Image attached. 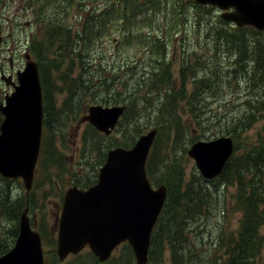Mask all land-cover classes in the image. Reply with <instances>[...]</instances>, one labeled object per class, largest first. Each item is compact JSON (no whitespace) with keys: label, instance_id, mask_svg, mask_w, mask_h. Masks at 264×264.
<instances>
[{"label":"trees","instance_id":"16d2710c","mask_svg":"<svg viewBox=\"0 0 264 264\" xmlns=\"http://www.w3.org/2000/svg\"><path fill=\"white\" fill-rule=\"evenodd\" d=\"M187 1L192 12L185 0H45L40 4L38 9L43 4L51 7L41 18L39 33L32 34L27 44L38 64L43 98L38 165L48 171L53 166L58 172L67 170L58 135L62 139L63 128L91 103L126 105L116 129L125 135L118 141L85 123L78 153L92 171L96 166L86 160L92 152L101 164L106 148L131 146L150 122L173 145L209 139L216 134L213 126L221 128L233 137L234 153L211 180L196 170L186 178L176 158H165L156 167L155 140L146 170L154 183L164 172L167 197L151 233L147 264H161L165 247L171 264H264V136L252 142L245 136L264 113V32L231 25L215 7ZM112 29L114 46L105 52L102 39L111 36ZM176 36L179 46L172 43ZM175 47L176 53L180 48V57L172 74ZM124 49L133 52L124 54ZM223 84L230 87L229 93L221 91ZM235 92L229 104L227 96ZM213 99L223 105L212 106ZM92 182L79 178L74 184L86 187ZM12 183L0 176V219L17 223L13 232L0 228V255L13 245L25 206ZM223 188L233 189L229 209L241 213L238 225L230 231L227 224L220 225L216 232L205 234L194 222L204 214L211 216L210 208L220 204ZM225 210L226 205L223 214ZM38 229L44 238L43 224ZM51 241L54 246L55 240ZM119 248L118 255L104 262L90 251L87 259L90 264H135L130 245L122 243ZM80 258L82 254L73 255L75 263L68 264H86ZM58 262L52 253L46 264Z\"/></svg>","mask_w":264,"mask_h":264},{"label":"water","instance_id":"95a60500","mask_svg":"<svg viewBox=\"0 0 264 264\" xmlns=\"http://www.w3.org/2000/svg\"><path fill=\"white\" fill-rule=\"evenodd\" d=\"M194 1L216 6L228 22L264 31V0ZM24 56L25 64L16 72V80L12 74L0 73L5 85L13 87L0 102V174L7 179L20 177L29 191L39 155L43 111L37 63L28 53ZM124 109L125 105L119 104H91L84 119L109 135ZM156 132L152 128L141 134L130 148H110L94 185L87 189L72 186L65 191L56 237L59 260L88 246L103 262L121 242L128 241L136 264L147 263L151 231L166 198V186L153 188L145 170ZM233 148V138L221 135L195 141L187 155L201 176L212 179L221 173ZM27 210L25 207L21 212L15 243L0 255V264H44L41 238L31 227Z\"/></svg>","mask_w":264,"mask_h":264},{"label":"rangeland","instance_id":"374dc122","mask_svg":"<svg viewBox=\"0 0 264 264\" xmlns=\"http://www.w3.org/2000/svg\"><path fill=\"white\" fill-rule=\"evenodd\" d=\"M44 1L45 0H0V32L2 36V41L0 43V67L3 69L5 74L12 73L14 75L16 70L23 68L25 61V53L30 54L31 57L34 59V56L27 50V44L30 37L33 36L32 34L39 33L42 22L41 18L46 17L44 14L49 12L48 8L51 7L46 4H43V8L41 7L40 9H38L40 4ZM94 2H98V0H94ZM185 2L190 7L189 11L192 12V4L189 3L187 0H185ZM101 4L102 3H100V5ZM214 10L216 13L218 12L217 8H214ZM68 19L71 20V17L69 16ZM162 21H164V18ZM187 29L190 30V27L188 26ZM111 33V36H106L104 39H102V44H104L102 48L105 50V52H107L112 46H114L112 42L113 35L116 34L115 29H112ZM178 39L179 37L176 36L172 41L175 46H179V42H177ZM131 52H133V50H123L124 54H128ZM179 52L180 48H177L176 53L175 47L174 53H171L172 74H175L179 64ZM229 89L230 87L227 84H223V88L221 91L223 93H229ZM11 90L12 88L10 86L5 85L4 82L0 80L1 101L4 100L5 95L10 93ZM236 93L237 92L232 95L228 94L227 102L229 104L233 102V98L236 97ZM222 96L224 98V95ZM212 101V106L217 107L218 105H223V101H219V103L215 102L214 99ZM86 108L83 109L82 112L78 113L75 118H73L72 121L66 127L63 128L64 135L62 139L58 135L57 145L59 146V148L62 149V151L64 150L65 152L64 163L67 167V170H64V173L58 172L57 168H54L53 166L48 171V167L36 164L34 180L31 187V191L29 193L26 192L25 187L23 185V181L21 179H15L14 183H12L14 191L19 193L16 195V197L18 199L20 198L22 203L25 204V206L28 205V218L35 225L43 224L44 226L46 236L43 238L42 246L46 262L47 257L52 253L56 256L58 260L56 249L53 248V245L51 243V238L52 240H55L57 232V217L59 215L58 197L60 196V194H63V192L68 187L73 185L75 180H79V178L82 182H87L89 180L95 181L98 168L101 165L97 162V154L95 151L92 152L90 154V157H88L86 160H91L92 164L96 166V171L90 170L89 166H87V164L83 162L81 155L78 153L80 152V140L82 129L86 123L84 119ZM152 127L153 123H148L142 128L141 133L146 132ZM116 129L113 130L111 137L115 139V141H118L117 139L119 137L121 138V136L123 138L125 133L121 134V132ZM128 129H131V127ZM217 129L218 130H216L214 126L212 127V130L216 131V134L215 136L209 137V139L220 135H226L225 132L221 130V128ZM208 133L211 134V132ZM126 135H129V131H126ZM245 136L247 138V141L249 142L254 141L256 137L264 136V113L259 118V120L248 131L245 132ZM204 137L201 139L208 140ZM109 140L110 138L104 141V143H108ZM169 141L170 140L168 139L166 133L160 130V134H158L156 138L157 156L156 161L154 162L155 166L158 167L162 165L165 158L173 160H175L176 158L178 159V162L183 165L185 177L188 178L194 170L197 171L193 159L187 155V150L192 142H188L186 144L181 143L180 145H173L170 144ZM101 145L104 148L105 144L102 143ZM107 150L108 148H106V151ZM155 174L159 175L160 171L156 170ZM163 182L164 172H162L159 176V184H164ZM232 190V188H227V190L223 188L222 191L219 192L220 204L210 208V210L212 211L211 216H209V213H207L204 214L203 217L197 218L195 220L194 225H198V229L200 231L205 232V234L207 233V231L216 232L220 225L225 224H227L228 231L237 227L238 219L241 213L234 212L233 210L230 211L229 209V207L232 206V204H230V194ZM225 205L228 206V210H225V213L223 214V206ZM23 209L20 210V213ZM20 213L18 217H20ZM16 224V220L0 219V228L5 232H13ZM184 245L186 246V244ZM206 247H210L212 250L216 251V249L212 245L208 246V244H206ZM119 249V247L116 248L115 251L112 253V256L118 255ZM87 251L89 252V250L85 248L82 249L78 254L83 255V258H80L81 262L90 264L91 260L87 259ZM221 252H224V249H222ZM72 256L73 255H67L64 259L58 260V264H68L69 262L75 263L72 260ZM161 264H171L170 252L166 247L163 249V258Z\"/></svg>","mask_w":264,"mask_h":264},{"label":"flooded vegetation","instance_id":"af4514ba","mask_svg":"<svg viewBox=\"0 0 264 264\" xmlns=\"http://www.w3.org/2000/svg\"><path fill=\"white\" fill-rule=\"evenodd\" d=\"M230 10H231V8H230ZM231 25H233V24H231ZM0 69L3 70L1 67H0ZM61 200H62V197H58V209H59Z\"/></svg>","mask_w":264,"mask_h":264},{"label":"bare ground","instance_id":"6f19581e","mask_svg":"<svg viewBox=\"0 0 264 264\" xmlns=\"http://www.w3.org/2000/svg\"><path fill=\"white\" fill-rule=\"evenodd\" d=\"M221 246V245H220Z\"/></svg>","mask_w":264,"mask_h":264}]
</instances>
